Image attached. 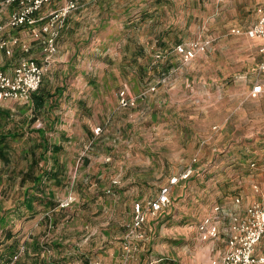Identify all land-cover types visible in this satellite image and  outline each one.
Segmentation results:
<instances>
[{
	"label": "rangeland",
	"instance_id": "rangeland-1",
	"mask_svg": "<svg viewBox=\"0 0 264 264\" xmlns=\"http://www.w3.org/2000/svg\"><path fill=\"white\" fill-rule=\"evenodd\" d=\"M263 3L264 0H111L101 11L96 5H87L85 13L87 19L95 20L100 15L106 21L98 33L94 34L90 46L91 49H100L102 55L106 52L107 57L111 56L113 59L124 56L117 49L120 38L114 35L116 29L121 27L120 20L123 19L124 24L135 19L134 25L140 41L145 40L144 49L147 53L140 55L145 68L135 71L123 69L122 75L127 80L131 79L128 86L132 89V94L137 96L151 86L159 88L157 82L163 77L157 69L169 62L173 66H179L175 69L182 68L184 63L174 49L177 45L191 42L208 43L206 51L199 53L193 62L203 54L204 61L206 57L207 60H217L220 49L224 47L221 54L224 58H244L251 65L250 73L263 77L264 72L260 71L262 59L259 45L252 42L244 44L242 40L246 39L245 32L255 22L257 8ZM235 30L241 31V34H235ZM238 37L243 38L239 40ZM100 40L102 46L99 45ZM157 51L164 53L159 62L155 58ZM79 65L83 68L61 71L64 73V86L54 89V94L84 93L82 95L88 99L93 98L86 102L91 111L78 108L73 119L76 102L54 100V114L58 113L59 125L70 126L74 132L73 141L79 143L75 149L65 150L59 155L67 159L73 158L71 167L63 169L66 188L61 193L65 197L70 194L75 196L76 202L71 213L76 214L79 209H86V213L81 217L76 216L73 222L66 223L64 227L57 228L54 225L48 229L50 237L53 236L54 239V235H63L64 244L40 238V246H36V242L32 240L34 231L24 232L25 222L31 223L29 221L32 219L25 220L19 214L24 193V182L20 178L27 168L24 155L25 152L28 153L27 147L31 141L27 137L34 128L29 126L27 131H17L19 137H9L7 140L10 164H4L0 160V217L5 219L7 229L15 235L14 241L18 242L19 251L24 249L17 264H44L42 261L53 264L54 255L62 251L86 253L94 262L93 251L96 250L95 257L103 254L110 258L114 253L113 248H117V252L119 249V256L123 254L125 259L133 255L135 248H144L142 260L145 264H198L194 262L196 244L209 243L201 239L198 226L216 206H220L228 214L227 217L244 213L255 202L264 206V195L254 190L256 185H264V173L261 175L264 166L262 170L259 168L264 163L260 160V151L246 152V159L239 160V164L233 166L235 162L227 161L223 150L195 151L185 147L177 148L181 144L176 139L167 144L171 148H162L164 137L158 136L157 131H162L163 119H154L152 123L148 117L150 112L147 111L146 103L151 95L138 101L136 107L123 109L119 106L116 88V80L124 81L120 70L109 63L98 62L97 59L94 62L92 59L87 60L84 65ZM92 65L93 70H90L89 66ZM104 65L108 66L104 68ZM103 73H106L104 86L98 83ZM109 74L111 78L108 77ZM60 77L61 75L54 74L57 82H61ZM89 79H94L97 85L94 86V92L93 86H85ZM153 82L157 84L152 85ZM123 89L128 90L127 87ZM250 110H253L252 106ZM18 121H11L10 127L13 129L15 126V131L18 130ZM86 127L91 132L98 128L101 130L99 134L92 132L87 136L83 132ZM169 129L168 125L165 130ZM215 130L216 128L212 129V132ZM0 135L8 136L6 132ZM235 154L238 160L240 151L236 150ZM252 163L255 167H251ZM182 168L181 173L192 168V177L176 186L171 205L158 216L149 218L142 229L144 238L132 241L130 252H126L124 242L133 221L134 203H146L155 199L161 188L168 184L170 178L178 176ZM35 169L34 167L33 171ZM99 176L101 177L98 178ZM114 181L124 183L129 189L135 188L138 195L118 198ZM109 190L112 192L108 193ZM183 193L184 196H181ZM237 199H240L239 204L236 203ZM6 212L11 216L6 215ZM223 218L221 215L222 223H225L226 218ZM118 233L123 234V239H115L119 236ZM87 237L90 238L86 243ZM104 237L106 245L102 244ZM223 238L224 236L221 237ZM3 239L4 234L0 230V264H3L7 248L1 244ZM98 246L102 249L97 250ZM183 248L188 250L187 256L179 258L177 253ZM46 249L50 252L44 253ZM256 254H264V238L257 246ZM35 259H38L37 262H33Z\"/></svg>",
	"mask_w": 264,
	"mask_h": 264
},
{
	"label": "crops",
	"instance_id": "crops-1",
	"mask_svg": "<svg viewBox=\"0 0 264 264\" xmlns=\"http://www.w3.org/2000/svg\"><path fill=\"white\" fill-rule=\"evenodd\" d=\"M68 1L53 0L51 4L45 5L37 13L36 17L40 18L50 11L65 5ZM110 1L79 0L77 9L64 21L59 37L56 40L57 52L52 56L49 64L45 63V52L42 43L33 36L29 28L12 29L7 26L9 17L17 9V6L13 5L0 12V26L5 28L0 32V40L8 41V49L11 51L10 55L5 51L0 53V70L12 75L15 67L25 59H34L44 66L45 69L41 88L34 93L35 96H32L29 103L12 100L0 102V133L6 132L8 135H0V140L6 137L4 141H1L9 153L8 138L13 135H19L16 134L17 131H27L29 126L34 128V131L28 134L27 137L31 141L27 147L28 153L25 152L24 155L27 168L20 178V181L24 182V193L22 202H20L22 206L19 207V214L24 216L25 220L28 218L32 219L29 221L31 223L25 222L24 232L30 231L32 233L34 231L32 240L36 242V246H40V238H49L52 242L64 244L65 238L63 235H60V237L59 235H54L56 236L54 239L53 236L50 237L48 229L54 227V225L57 228L60 226L64 227L66 223L73 222L76 216L81 217L86 213V209H79L75 214V212L71 213L72 207L67 210L59 209L57 206L54 207V205H57L67 197L64 196V193H61L62 189L66 188V181H64L65 171L63 173V169L69 168L73 164V158L67 159L59 155H62L65 150L75 149L79 146V143L73 141L74 132L70 126L59 125L58 113L54 114V100L76 102V111L73 112V119L80 108L90 112L91 110L86 102L93 100V98L88 99V97L82 95L84 93L64 92L62 95L61 93L55 95L54 89L64 86V73H61V71L82 69L83 66L79 64L82 63L84 65L87 60L90 61L91 59L93 62L97 59L98 62L109 63L120 70L121 78L124 80L119 79L117 82L115 79L116 88H118L117 94L123 87H127L129 95L134 96L132 89L128 86L131 79L127 80L124 78L122 70L135 71L145 68V65L141 63L142 58L140 56L143 52L147 53L146 49H144L145 40L142 39L140 41V35L134 25L135 19L124 24H122L123 19H121L119 22L121 27L116 29L114 34L120 38L117 49L119 48L124 56L113 59L111 56L107 57L106 52L102 55L100 49H91L90 42L94 34L98 33L101 25L106 23V21L100 15L95 20L87 19L85 7L92 4V6L96 5L101 11L103 7L109 5ZM120 1L123 2L124 0ZM257 19L258 15L255 22ZM41 24L39 23L37 26ZM126 28L129 29L126 30ZM241 38L243 37H238L239 40ZM242 40L244 44L250 42L258 44L259 48L264 45V39L260 38L250 39L246 36V39ZM102 44L100 40L99 45L102 46ZM223 49L224 47L220 49V55L216 57L218 58L217 60L215 58L207 60L206 57L204 61L202 60L203 54L200 59H196L194 62L192 60L184 63V66L179 68V70L175 69L178 65L173 66L170 62L166 66L157 69V71L160 70L159 75L163 78L157 82L159 88H156L155 92L147 96L148 98L151 95L146 103L147 111L150 112L148 117H150L152 123L154 119L158 121L163 119L162 131H157L158 136L164 137L165 142L161 145L162 148L165 146L171 148L167 144L172 143L176 139L181 144L177 148L185 147L195 151L223 150L226 153L224 158L227 161L232 160V163L235 162L233 166L238 165L239 160L246 159V156H248L246 152L258 150L261 155L260 160L263 163L264 76L259 77V75L251 74V65L244 58L241 60L230 56L224 58L221 55L223 54ZM158 52L160 51H157L156 54ZM221 59H226V61ZM106 66L108 65H104V68ZM89 68L93 70V65L89 66ZM177 70L178 72H176ZM236 71L239 73L237 74ZM55 73L61 75V82L54 80ZM105 76L106 73H103L98 80V83L102 84V86H104V81H106ZM108 77L111 78L110 74ZM157 83L153 82L152 85ZM88 85L93 86V92L96 91L94 86L97 87V85H95L94 79H89L85 86ZM258 86L261 87V91L254 97L253 89ZM34 103H37V108ZM250 106H252L254 111L250 110ZM71 112L69 111V113ZM12 119L19 120L17 123L18 130L16 131L15 126L13 129L10 127ZM168 125L170 129L165 130ZM215 128L216 130L212 132V129ZM83 132L88 136V134L91 135L95 131L91 132L86 127ZM167 136L169 137L167 138ZM184 144L185 146H182ZM33 150L34 152H32ZM236 150L240 151L238 160L235 154ZM263 166L264 163L259 168L262 170ZM34 167L36 168L35 171H33ZM182 171L183 168L178 172V176ZM263 173L264 171L262 170L261 175ZM26 174L32 175V177L37 179V184L35 185L33 181L24 179ZM162 176L164 175L162 174ZM114 188L120 195H118V198L124 199L127 196L136 197L138 195V191L135 188L129 189L124 183L118 184ZM174 191H176V186L173 188L171 199ZM97 194L99 193L97 192ZM181 196H184V193ZM221 215L226 218L225 223H222ZM227 216L228 214L221 210L219 221L220 235L218 239L208 241L209 243H204V245L196 244L195 263L212 264L214 260L221 258L226 253L233 214L229 217ZM118 235L115 239H123V234L118 233ZM222 236H224L223 239H221ZM89 238H86V243L89 242ZM102 242V244L106 245L105 237ZM136 247H138V244ZM98 248L102 249V247L98 246L97 250ZM113 250L114 253L110 258L103 254L95 257L96 250L93 251L94 262L89 259L86 253L62 251L54 255L53 264H80L84 262L91 264H127L130 259L132 260L129 264H145L142 260L144 248H135L134 252H132L133 255L129 256V260L125 259L126 257L123 254L119 256V249V253L117 248H113ZM187 251L184 248L180 249L177 253L178 257H186ZM88 253H91V251H88ZM119 258L123 259L119 260ZM37 260L35 259L33 262H37ZM42 262L47 264V261Z\"/></svg>",
	"mask_w": 264,
	"mask_h": 264
},
{
	"label": "built area",
	"instance_id": "built-area-1",
	"mask_svg": "<svg viewBox=\"0 0 264 264\" xmlns=\"http://www.w3.org/2000/svg\"><path fill=\"white\" fill-rule=\"evenodd\" d=\"M53 0H3L0 1V12L13 5L17 9L10 15L8 27L12 29L29 28L33 36L42 43L45 52V63L49 64L53 55L57 52L56 40L66 18L77 9L79 0H69L65 5L50 11L48 14L37 18L36 15L45 5H49ZM257 21L246 30L245 35L250 39H264V4L257 8ZM42 23L40 26H37ZM5 28L0 26V32ZM240 35L241 31H233ZM16 43V42H15ZM8 41L0 40V53L5 51L8 55ZM208 43L191 42L189 44L177 45L174 49L183 63H188L196 58L199 53L205 52ZM259 55L262 59L260 71L264 72V45L259 48ZM163 52H158L155 56L157 61L162 60ZM44 66L34 59L21 61L14 69L12 75L0 70V102L5 100L23 101L29 103L34 93L42 85L44 76ZM156 91L155 86L142 91L137 96H130L128 90L122 89L118 94L119 106L123 109L135 107L137 102L144 100L150 93ZM261 91V87L253 89V96ZM100 128L96 129L99 134ZM255 167V164H252ZM193 169L185 170L181 175L174 176L169 183L161 188L159 195L146 203L136 202L133 205V221L125 236L124 250L130 252V245L134 240L144 238L142 232L150 217H156L164 212L172 203L171 194L173 188L181 182L187 181L192 177ZM114 186L118 181H114ZM256 193L264 195V185L254 187ZM112 191L109 190L108 193ZM76 202L75 196L70 194L67 198L57 204V208L67 210ZM240 203V199L236 200ZM220 213L221 207L216 206L213 212L206 216L199 224L198 231L201 239L205 242L216 240L220 235ZM264 238V206L260 203H253L243 214H236L232 217L230 234L227 240V251L212 264H264V254L257 255L256 248ZM24 249L19 251L12 259L4 264H17L22 256ZM50 250H45L44 253ZM80 264H91L84 262Z\"/></svg>",
	"mask_w": 264,
	"mask_h": 264
},
{
	"label": "trees",
	"instance_id": "trees-1",
	"mask_svg": "<svg viewBox=\"0 0 264 264\" xmlns=\"http://www.w3.org/2000/svg\"><path fill=\"white\" fill-rule=\"evenodd\" d=\"M35 96V95H34ZM35 100V98H34ZM39 105V103H38ZM34 106H36L37 108V103H34ZM19 135H13L11 138H17ZM6 139V137H4L3 139H1L2 141H4ZM0 140V160L4 163V164H10L9 162V158H8V150H6L3 146L2 141ZM28 179L30 181H33L35 183V185L37 184V179H35L34 177H32V175H25L24 179ZM32 204V203H31ZM57 205H54V207H56ZM6 215L11 216V214L9 212H6ZM0 230H2L3 234H4V239L1 242V244L5 247L7 246V248L5 249L4 252H6L5 257H3V264L12 259L18 252V242L14 241L15 235H13L12 231H10L9 229H7L6 226V221L3 217H0ZM3 252V253H4Z\"/></svg>",
	"mask_w": 264,
	"mask_h": 264
}]
</instances>
